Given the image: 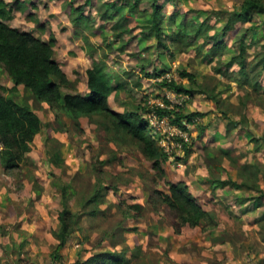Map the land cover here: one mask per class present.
<instances>
[{
    "label": "rangeland",
    "instance_id": "obj_1",
    "mask_svg": "<svg viewBox=\"0 0 264 264\" xmlns=\"http://www.w3.org/2000/svg\"><path fill=\"white\" fill-rule=\"evenodd\" d=\"M7 1L11 26L44 40L56 38L54 57L72 82L62 87L63 93H87V70L99 65L112 85H121L109 95L117 112L135 111L151 119L147 109L153 105L168 101L172 107L184 100L185 113L204 116L198 125L184 119L187 132L170 122L150 124L158 144L171 153L160 171L138 144L109 130L105 118L75 120L23 85L13 93L15 83L0 66L5 94L19 103L28 101L43 120L18 170L7 172L0 162V264H52L63 183L73 186L70 206L82 216L63 249L68 264L106 249L125 253L129 264H264V194L237 186L242 178L235 166L258 163L264 174V73L255 67L264 45V14L238 20L242 0H161L166 34L160 43L146 28L153 12L148 1L135 14L125 0ZM79 7L83 22L76 21ZM228 23L232 28L224 32ZM193 25L201 30L189 45ZM179 33L187 37L180 40ZM243 47L251 83H261L258 92L238 64L227 66ZM183 70L195 74L200 84L190 94L164 84L173 80L189 86L180 76ZM247 92L251 97L243 105L238 97ZM215 96L222 109L230 107L229 118L216 107ZM242 114L247 120L236 127ZM54 153L62 154V167L51 162ZM180 181L203 204L209 221L181 225L166 205L158 202L154 208L155 192H168L170 182ZM99 184L106 188L103 210L93 216L88 212L92 206L84 208L80 200ZM132 204L141 207L138 218L124 214Z\"/></svg>",
    "mask_w": 264,
    "mask_h": 264
},
{
    "label": "trees",
    "instance_id": "obj_2",
    "mask_svg": "<svg viewBox=\"0 0 264 264\" xmlns=\"http://www.w3.org/2000/svg\"><path fill=\"white\" fill-rule=\"evenodd\" d=\"M125 1L129 4L131 14L143 12V9L139 7L142 2L148 1L152 3L151 21L146 28L155 36L158 42L163 43L166 27L162 15L163 4L161 0ZM107 6L112 8L114 4L107 3ZM75 9L80 12V15L76 17V21L83 22L84 15H81V7ZM255 13L264 14V0H242L241 9L237 10L235 15L238 20L249 21L253 19ZM11 14L12 9L9 7L8 1L0 0V66L5 69L15 83L11 87V91L14 93L18 91V85H23L39 99L45 100L51 108L55 110L63 109L75 120L82 116L90 117L93 115L105 118L109 130L116 135L128 136L131 141L141 147L144 156L152 161V167L163 171L162 164L169 159L171 153L166 151L164 146L158 144V132L150 129L149 120L143 118L135 111L117 112L109 104V95L115 88H121V85H112L104 69L99 65H95L87 70V85L89 89L87 93H63L62 87H69L72 82L54 57L56 38L51 37L49 40H44L36 37L28 30H21L11 26L6 21ZM116 27L122 30L120 32L124 31L121 28V24ZM193 28H196V33L191 35L188 41L189 45L195 42L201 30L200 27L195 25H193ZM231 28L232 24L228 23L223 31H228ZM177 35L180 40L187 37L186 33ZM244 53L245 49L243 47L238 55L232 57L227 66L238 64L241 72L246 76L247 82L252 84L251 76L246 70ZM255 67H260V72L264 73V45L259 53ZM180 76L187 78L190 85L187 86L173 80L164 84L178 94H190L194 92V87L200 86L195 74L192 72L183 70L180 72ZM260 84L257 82L252 84L253 91L258 92L261 87ZM3 89L0 87V137L5 147L0 151V162L7 172H11L19 169L26 154L31 150V143L42 130L43 120L28 101L25 100L19 103L12 94H5ZM199 91L203 92L202 89ZM250 97L251 93L247 92L239 95L238 98L241 99L244 105L243 99L249 100ZM214 98L216 107L220 108L221 114L229 118L227 113L230 107L225 106L223 110V102H219L216 96ZM167 103L170 104L168 101ZM147 110L148 112L155 111L159 117L168 115L171 119V124L185 132L188 131V127L185 125L184 119L187 124L198 125L199 118L204 116L201 111L185 113L182 106L170 109L153 105ZM246 120V115L242 114L241 120L235 121L234 125L237 127ZM201 129L204 130V127H201ZM177 139L183 141L181 137H177ZM184 146H187L185 142ZM225 154L228 155V152ZM50 160L57 166L62 167L64 164V158L61 153H54V155H51ZM235 166L239 177L242 178V182L236 184L237 186L261 191L264 194L260 184V176L263 174L260 164L251 163L241 166L236 162ZM217 182L220 181L218 180ZM222 182L226 183V181ZM103 189H106L103 185H96L87 197H81L80 204L84 208L92 206V210L88 211L90 215L94 216L102 212L101 204L104 203ZM62 192V209L58 213L59 226L52 231L54 238L57 240L56 248L51 252L52 264H68L64 261L63 249L67 246L74 231L80 228L82 217L79 211H75L70 206V201L74 194L71 183H63ZM154 195L152 199L154 208L156 209L159 203L166 205L175 214L176 220L181 225L195 227L210 219V214L199 199L189 191L188 185L184 181L170 182L168 192L156 191ZM124 214L126 217L132 215L138 218L141 215V207L138 204L126 206ZM124 254L106 249L70 264H129V259Z\"/></svg>",
    "mask_w": 264,
    "mask_h": 264
},
{
    "label": "built area",
    "instance_id": "obj_3",
    "mask_svg": "<svg viewBox=\"0 0 264 264\" xmlns=\"http://www.w3.org/2000/svg\"><path fill=\"white\" fill-rule=\"evenodd\" d=\"M184 101V100H183ZM183 101H182V103H183ZM178 102H180V101H178ZM170 103V102H169ZM182 103L181 104H177V105H173L172 107H170V105H171V103L168 105V103H167V105H162L161 104V106L160 105H158V106H160V107H162V108H170V109H173V108H175L176 106H181L182 105ZM150 116H151V119H148V120H150L149 121V123L152 125V122L154 123V124H165V122L167 123V122H170L171 123V119H170V117L168 116V115H165V116H162V117H159V115L155 112V111H153V112H151V114H150ZM167 119H168V121H167ZM169 125V124H168ZM153 126V125H152ZM173 126H175V125H173ZM154 127V126H153ZM182 131V130H181ZM4 147H5V145H4V143H3V141H2V139H1V137H0V151H2L3 149H4ZM168 152H170V151H168Z\"/></svg>",
    "mask_w": 264,
    "mask_h": 264
}]
</instances>
